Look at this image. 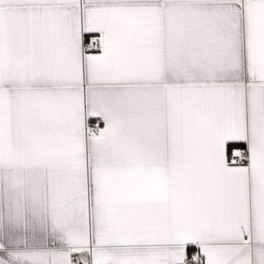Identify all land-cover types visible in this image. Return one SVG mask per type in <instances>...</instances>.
<instances>
[{
	"label": "snow or ice",
	"instance_id": "snow-or-ice-1",
	"mask_svg": "<svg viewBox=\"0 0 264 264\" xmlns=\"http://www.w3.org/2000/svg\"><path fill=\"white\" fill-rule=\"evenodd\" d=\"M0 264H264V0H0Z\"/></svg>",
	"mask_w": 264,
	"mask_h": 264
}]
</instances>
